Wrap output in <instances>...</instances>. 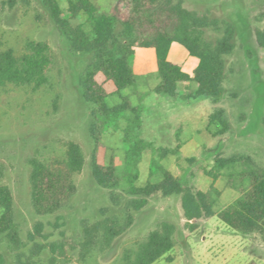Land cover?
I'll list each match as a JSON object with an SVG mask.
<instances>
[{"label": "rangeland", "instance_id": "rangeland-1", "mask_svg": "<svg viewBox=\"0 0 264 264\" xmlns=\"http://www.w3.org/2000/svg\"><path fill=\"white\" fill-rule=\"evenodd\" d=\"M92 1L102 10H110L119 0ZM173 1H182L199 16L209 18L210 24L200 29L213 47L229 26L234 27V49L224 55L223 95L217 100L186 98L196 83H181V95L175 98L158 95L154 92L158 72H148V66L140 67L141 62L136 66L140 68L138 86L125 93L135 105H139V90L150 95L143 101L139 118L127 112L118 127L102 135L107 149L102 147L101 157L107 164L114 158L124 180L126 150L143 141L137 186L148 183L151 166L157 161L182 179L187 189L212 194L214 214L192 220L185 214L183 193H156L136 210L133 200L139 197L129 192L125 182L115 188L97 182L92 161L96 141L90 133L94 106L85 101L79 85L92 56L72 50L41 0H0V49L11 47L21 53L27 40H43L50 44L54 60L46 86L35 90L9 85L0 92V166L5 168V181L13 191L15 218L26 244V257L30 258L33 247L29 235L39 222L44 224V236L38 241L64 244L71 255H58L54 264H113L127 246L170 223L175 227V246L153 264H264V232L241 233L219 216L243 195L249 184L246 176L254 165L264 170V44L258 36V32H264V0ZM60 2L64 16L70 17L68 0ZM85 21L82 13L73 23ZM134 60L140 62L136 56L133 64ZM96 79L111 94V104L121 100L112 81L102 73ZM216 113L219 116L212 119ZM130 125L129 143L125 129ZM69 141L80 144L85 155L84 168L75 177L78 191L59 211L40 214L33 205L29 161L33 157L54 161L61 157ZM232 157L239 159L224 166L218 163V158ZM1 213L0 208V216ZM129 219L132 220L127 225ZM101 222L127 228L111 248L97 251L83 261L80 242L84 224ZM47 251L35 257L37 264H53L48 261ZM0 252L8 264H18L17 252L9 248L6 239H0ZM29 261L25 264H32L31 258Z\"/></svg>", "mask_w": 264, "mask_h": 264}, {"label": "trees", "instance_id": "trees-1", "mask_svg": "<svg viewBox=\"0 0 264 264\" xmlns=\"http://www.w3.org/2000/svg\"><path fill=\"white\" fill-rule=\"evenodd\" d=\"M41 2L56 28L68 38L72 50L92 56L91 64L79 78V85L85 101L94 106V122L90 126V133L96 141L92 161L97 182L110 188L122 186L125 182L129 186V192L139 197L133 200L136 210L142 208L148 197L156 193H183V205L189 220L200 218L204 214L213 215L212 194L203 191L194 193L187 189L182 179L160 162L154 161L152 164L147 184L136 185L140 156L144 150L141 144L143 141L135 142L134 146L131 144L126 150L127 169L123 175L127 177L122 180L114 158L109 164L103 161L102 147L107 149V146L101 138L108 129L118 127L121 117L127 112H132L139 118V111L144 109L143 101L150 95L148 91L139 90V105H135L130 95L125 93L126 90L137 87L140 81V68L132 63L138 47L155 48L159 78L154 88L156 94L175 98L181 95V83H196V87L190 88L186 98L217 100L224 92V55L234 49V27L229 26L224 37L213 47L200 29L210 24L209 18L199 16L185 7L182 1L119 0L110 10H102L92 0H68L70 17L64 16L60 0ZM82 13L86 15V21L74 25L73 20ZM258 36L264 44V32H258ZM174 42L181 43L191 55L199 58L193 75L186 72L181 64L169 59ZM53 61L51 46L43 40H27L21 53L11 47L0 49V92L9 85L30 86L35 90L46 86L50 81L49 72ZM140 67H146V59L142 60ZM98 73L114 83L115 94L121 99L116 104H111V94L97 81ZM217 116L219 115L216 113L212 119ZM131 131V125L127 126L125 138L129 143L132 142L129 136ZM238 159L239 157L218 158V163L224 166ZM29 162L32 199L36 211L51 214L66 206L78 191L75 177L82 172L85 164L81 145L69 141L60 158L50 161L33 157ZM254 167L246 176L249 184L243 195L219 214L225 223L244 234L264 232V170H257L256 165ZM5 178V168L0 166V239H6L9 248L17 252V263L25 264L31 258L32 264H37L35 257L47 250L50 255L48 261L53 264L60 254L71 257L64 249V244L47 245L38 241L39 237L44 236L42 222L37 223L35 231L29 235L33 247L30 258L26 257V244L21 239L15 218L13 191ZM131 220H127V225ZM127 225L122 227L115 222L84 224L83 239L80 242L81 260L87 261L91 254L111 248ZM175 243V227L164 223L134 245L127 246L113 264H153L171 251ZM0 264H8L2 252Z\"/></svg>", "mask_w": 264, "mask_h": 264}, {"label": "crops", "instance_id": "crops-1", "mask_svg": "<svg viewBox=\"0 0 264 264\" xmlns=\"http://www.w3.org/2000/svg\"><path fill=\"white\" fill-rule=\"evenodd\" d=\"M135 56L140 59V62L134 60L133 65L135 67L140 64L143 59H146V66H148V70H150L148 72H155L158 70L155 48L139 47L137 48ZM169 59L181 64L183 69L191 75L194 74V70L199 64V58L191 55L188 49L179 42H174L172 44Z\"/></svg>", "mask_w": 264, "mask_h": 264}]
</instances>
